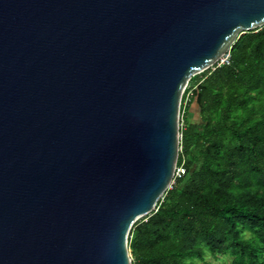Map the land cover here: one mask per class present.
Listing matches in <instances>:
<instances>
[{"label":"water","instance_id":"obj_1","mask_svg":"<svg viewBox=\"0 0 264 264\" xmlns=\"http://www.w3.org/2000/svg\"><path fill=\"white\" fill-rule=\"evenodd\" d=\"M262 27L264 0H0V264H131L189 82Z\"/></svg>","mask_w":264,"mask_h":264},{"label":"trees","instance_id":"obj_2","mask_svg":"<svg viewBox=\"0 0 264 264\" xmlns=\"http://www.w3.org/2000/svg\"><path fill=\"white\" fill-rule=\"evenodd\" d=\"M229 56L185 90L177 161L185 174L132 228L131 264H208L206 255L264 264V27Z\"/></svg>","mask_w":264,"mask_h":264},{"label":"built area","instance_id":"obj_3","mask_svg":"<svg viewBox=\"0 0 264 264\" xmlns=\"http://www.w3.org/2000/svg\"><path fill=\"white\" fill-rule=\"evenodd\" d=\"M229 52L215 64V67H213V66L211 67L212 68V71H214L216 69V67H218V65L220 67L221 65H224V64H227L228 63L229 57H230L229 56ZM191 92L192 91H189V93L187 94V96H186V102H187V98L191 95ZM186 102H184V104H183L184 106L186 105ZM183 116H184V110L181 111V106H180V114H179V144H180V140H181L180 131H181L182 127H183ZM179 152H181L180 146H179ZM184 174H185V170H184L183 166L182 165H179V166L177 165L176 168H175L173 180H172V183H171L169 189H171V187H172V185L174 183V180L176 178L183 177ZM130 259H131V257H130Z\"/></svg>","mask_w":264,"mask_h":264},{"label":"rangeland","instance_id":"obj_4","mask_svg":"<svg viewBox=\"0 0 264 264\" xmlns=\"http://www.w3.org/2000/svg\"><path fill=\"white\" fill-rule=\"evenodd\" d=\"M201 77V76H200ZM195 109V108H194ZM192 111H195L194 113L195 114H193V117H192V122H198L199 121V116L197 115V112H198V110L196 109V110H192ZM205 261L208 263V264H217L210 256H208V255H206V257H205ZM220 262L222 263V264H229V260L227 259V258H225V257H222V259H220ZM197 264H203V263H197Z\"/></svg>","mask_w":264,"mask_h":264},{"label":"crops","instance_id":"obj_5","mask_svg":"<svg viewBox=\"0 0 264 264\" xmlns=\"http://www.w3.org/2000/svg\"><path fill=\"white\" fill-rule=\"evenodd\" d=\"M198 115V114H197ZM193 117V116H192ZM192 119V118H191Z\"/></svg>","mask_w":264,"mask_h":264}]
</instances>
